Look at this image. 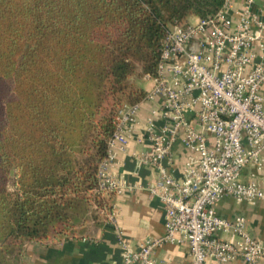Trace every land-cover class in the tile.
<instances>
[{
    "label": "trees",
    "instance_id": "1",
    "mask_svg": "<svg viewBox=\"0 0 264 264\" xmlns=\"http://www.w3.org/2000/svg\"><path fill=\"white\" fill-rule=\"evenodd\" d=\"M224 1L0 0V264L109 207L98 171L120 111L169 31Z\"/></svg>",
    "mask_w": 264,
    "mask_h": 264
},
{
    "label": "built area",
    "instance_id": "2",
    "mask_svg": "<svg viewBox=\"0 0 264 264\" xmlns=\"http://www.w3.org/2000/svg\"><path fill=\"white\" fill-rule=\"evenodd\" d=\"M245 0L237 9L225 0L212 16L174 26L164 41L158 74L141 102L120 111L109 154L98 171V191L121 194L146 189L165 209V232L133 249L117 264H167L155 257L163 243H187L189 264H258L264 239L254 237L243 215L224 217L217 205L226 196L239 203L264 200L256 173L264 168V5ZM144 101L156 102L145 126L150 147L136 156L153 168L146 186L117 177L114 148L125 149ZM190 155L176 174L177 146ZM259 178H258V177Z\"/></svg>",
    "mask_w": 264,
    "mask_h": 264
},
{
    "label": "crops",
    "instance_id": "3",
    "mask_svg": "<svg viewBox=\"0 0 264 264\" xmlns=\"http://www.w3.org/2000/svg\"><path fill=\"white\" fill-rule=\"evenodd\" d=\"M244 2L245 0H234V5L239 9ZM263 5L264 0H257V8H262ZM262 17L264 18V12ZM198 18L191 16L190 22ZM142 86L149 91L153 81L145 79ZM156 104L153 101L141 103L136 115L137 123L125 149L116 147L113 150V173L131 184L146 186L156 175L153 168L138 163L135 159L150 147L145 126ZM189 155V150L179 143L177 146L178 169L176 170L179 177L182 174L181 167ZM253 173L261 177L264 185V168L257 170L253 166H247L243 180L252 179ZM105 195L108 197L109 207L102 209L95 207V214L90 213V216L77 226L73 233L64 237L50 236L47 239L27 242L17 264H117L121 261L124 251L118 239L120 232L135 250L146 239L164 234V206L157 197L150 196L146 189ZM217 210L224 217L245 216L252 235L264 239V200L256 203H239L233 196H226L217 205ZM155 257L167 264H189V245L163 243L156 249ZM208 264H213V260H210ZM258 264H264V261Z\"/></svg>",
    "mask_w": 264,
    "mask_h": 264
},
{
    "label": "rangeland",
    "instance_id": "4",
    "mask_svg": "<svg viewBox=\"0 0 264 264\" xmlns=\"http://www.w3.org/2000/svg\"><path fill=\"white\" fill-rule=\"evenodd\" d=\"M145 79H144V77H142L141 79H140V86H142V82L144 81ZM143 87V86H142ZM10 188H13V186H12V183H10ZM95 212H96V210H94V212H92L93 214H95Z\"/></svg>",
    "mask_w": 264,
    "mask_h": 264
}]
</instances>
